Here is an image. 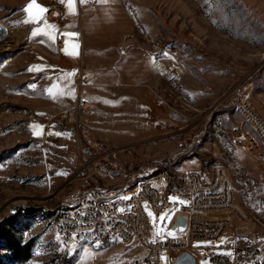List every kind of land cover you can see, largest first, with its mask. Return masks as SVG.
I'll return each instance as SVG.
<instances>
[{
	"label": "rangeland",
	"instance_id": "rangeland-1",
	"mask_svg": "<svg viewBox=\"0 0 264 264\" xmlns=\"http://www.w3.org/2000/svg\"><path fill=\"white\" fill-rule=\"evenodd\" d=\"M31 2L0 0V23L16 43L0 53V221L15 217L23 241H33L30 260L11 261L1 249L4 263L137 264L145 256L138 245L89 239L66 246L55 232L70 204L96 188L119 190L125 170L141 180L165 171L209 176L220 166L245 225L264 233V222L250 217H264V182L234 135L251 131L238 108L243 100L264 121V0H87L77 2L74 16L66 0H34L48 11L29 20L22 9ZM55 5L64 11L61 25L50 16ZM81 26L84 39L106 42L83 53ZM61 27L68 30L59 34ZM80 69L89 79L84 132L74 119ZM143 107L145 123H133L129 117ZM170 200L186 203L176 194ZM146 210L154 238L165 240L177 209L160 216ZM179 236L187 243L186 233ZM225 242L223 235L192 247L202 255ZM161 264H169L166 251Z\"/></svg>",
	"mask_w": 264,
	"mask_h": 264
},
{
	"label": "built area",
	"instance_id": "built-area-1",
	"mask_svg": "<svg viewBox=\"0 0 264 264\" xmlns=\"http://www.w3.org/2000/svg\"><path fill=\"white\" fill-rule=\"evenodd\" d=\"M50 16L61 25L65 20L63 8L55 5ZM65 27L59 29V34L67 31ZM132 37L127 39L131 40ZM173 53L176 50H172ZM78 90L75 103V122L82 128L84 119L89 114L87 100L82 89L89 83V79L80 69L74 79ZM238 108L242 109L244 122L251 131H234L235 142L242 146L256 158L259 167V178L264 182V121L256 110L246 101H241ZM63 120H70L69 114L64 113ZM79 129V127H77ZM138 186H149V193H138ZM137 189L136 194L129 200H122V194ZM176 194L186 203L178 204L170 200ZM110 195H118V202L109 203ZM125 204H134V212H125ZM160 216L165 212L177 209V213L187 215L186 229L178 234L170 232L165 240H157L151 232L150 217L146 206ZM69 208H75V215L62 220V237L65 245H79L74 242L75 233H84V237H93V233H100L99 243L104 240L110 242V234H119V242L124 245H138L145 251V256L137 264H161V254L166 251L169 264H175L177 257L188 252L196 258V264L201 259L210 257L211 264H264V233H255V225H245L246 214L234 205V191L231 180L220 166L212 168L209 176L196 172H158L139 180L131 170L124 171V179L117 191H105L96 188L88 191L84 196L76 199ZM121 208V209H120ZM209 212H234L235 219H217L207 217ZM256 222H264L259 212L250 216ZM186 233L187 243L179 235ZM226 236L222 248H207V254H198V249L192 247V242L200 240H218ZM224 250L230 252L216 253L212 251Z\"/></svg>",
	"mask_w": 264,
	"mask_h": 264
},
{
	"label": "trees",
	"instance_id": "trees-1",
	"mask_svg": "<svg viewBox=\"0 0 264 264\" xmlns=\"http://www.w3.org/2000/svg\"><path fill=\"white\" fill-rule=\"evenodd\" d=\"M16 221L15 217L0 221V250L7 251L9 260L25 263L32 257L33 241H23ZM0 264L6 263L0 258Z\"/></svg>",
	"mask_w": 264,
	"mask_h": 264
},
{
	"label": "bare ground",
	"instance_id": "bare-ground-1",
	"mask_svg": "<svg viewBox=\"0 0 264 264\" xmlns=\"http://www.w3.org/2000/svg\"><path fill=\"white\" fill-rule=\"evenodd\" d=\"M15 49H16L15 38L12 37L11 35H8L4 41L0 42V53L5 51H13ZM138 193H149V186H138ZM116 202H118V195H110L109 203H116ZM125 212H134V204H125ZM69 215H75V208H69L67 211L62 213L56 221L55 232L59 237V239L62 237L61 219H69ZM89 239H93L94 241L100 240V233H93V237H84V233L74 234L75 243L80 244L82 241H87ZM60 241L65 245V240L60 239ZM110 242H119V234H110ZM96 243L99 242L96 241Z\"/></svg>",
	"mask_w": 264,
	"mask_h": 264
},
{
	"label": "water",
	"instance_id": "water-1",
	"mask_svg": "<svg viewBox=\"0 0 264 264\" xmlns=\"http://www.w3.org/2000/svg\"><path fill=\"white\" fill-rule=\"evenodd\" d=\"M8 34V28L0 23V42L4 41ZM186 226L187 215L184 213H178L171 223L170 232L172 234L181 233L186 229ZM175 264H196V258L188 252H183L177 257Z\"/></svg>",
	"mask_w": 264,
	"mask_h": 264
},
{
	"label": "crops",
	"instance_id": "crops-1",
	"mask_svg": "<svg viewBox=\"0 0 264 264\" xmlns=\"http://www.w3.org/2000/svg\"><path fill=\"white\" fill-rule=\"evenodd\" d=\"M78 1H80V0H74L72 8L70 9L68 7L67 0H66V12L69 15H73V16L75 15V9H76V7L78 5V3H77ZM83 5H85V3ZM81 29H82L81 43H82V51H83V53H84V48H85L84 46L85 45H86V47H87V45H90V44H96L97 46H101V44H104L106 42V41H102V43H101V42H99V38L95 39V38H91L89 36H87L86 39H84V28H83V26H81ZM98 50H100V51L102 50L101 52H104V51H109V50H112V49L109 48V47H104L103 46V47H99ZM137 68H142V67L137 66ZM137 70H141V69H137ZM146 118L147 117L145 115V108L144 107L142 108V111L139 112L137 115L129 117V119L132 120L133 123H137V124H144Z\"/></svg>",
	"mask_w": 264,
	"mask_h": 264
},
{
	"label": "snow or ice",
	"instance_id": "snow-or-ice-1",
	"mask_svg": "<svg viewBox=\"0 0 264 264\" xmlns=\"http://www.w3.org/2000/svg\"><path fill=\"white\" fill-rule=\"evenodd\" d=\"M73 2H74V0H67L68 7L70 9L72 8ZM86 2H87V0H80V3L81 4H84ZM33 9H36V12L35 13L33 12ZM22 11H24L25 13L28 14L29 20H32L33 18H38V16H39L40 13H44V12H46L48 10L45 9V8H43V7H41V6H39V5H37V4H35V2L33 0V2L29 3L28 5H26L25 8L22 9ZM26 22H29V21H26ZM69 27H71V26H69ZM34 35H35V33H34ZM70 35H76V34H70ZM65 52H66V54H68L67 53V49H65ZM72 54H75V53H72ZM30 70H32V69H30ZM48 91L51 94V90L49 89ZM63 94H65V93H60V95H63ZM35 134L36 135H40L39 132H36ZM124 199H129V198L128 197H124ZM181 203H183V201H181ZM149 215L151 216L152 213L149 212ZM161 219H164V217L162 216ZM96 247L99 248L100 245L97 244Z\"/></svg>",
	"mask_w": 264,
	"mask_h": 264
}]
</instances>
